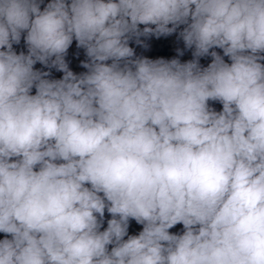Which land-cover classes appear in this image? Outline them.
<instances>
[{
    "label": "clouds",
    "instance_id": "1",
    "mask_svg": "<svg viewBox=\"0 0 264 264\" xmlns=\"http://www.w3.org/2000/svg\"><path fill=\"white\" fill-rule=\"evenodd\" d=\"M0 234V264H264V0H0Z\"/></svg>",
    "mask_w": 264,
    "mask_h": 264
},
{
    "label": "water",
    "instance_id": "2",
    "mask_svg": "<svg viewBox=\"0 0 264 264\" xmlns=\"http://www.w3.org/2000/svg\"><path fill=\"white\" fill-rule=\"evenodd\" d=\"M173 231H175V229ZM0 238H2V234H0Z\"/></svg>",
    "mask_w": 264,
    "mask_h": 264
}]
</instances>
